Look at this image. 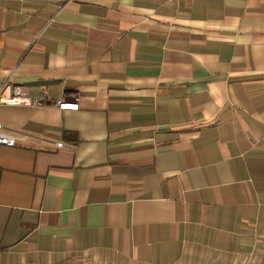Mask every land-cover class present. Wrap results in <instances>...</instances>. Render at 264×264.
<instances>
[{
  "label": "crops",
  "instance_id": "crops-1",
  "mask_svg": "<svg viewBox=\"0 0 264 264\" xmlns=\"http://www.w3.org/2000/svg\"><path fill=\"white\" fill-rule=\"evenodd\" d=\"M15 88L0 264H264V0H0Z\"/></svg>",
  "mask_w": 264,
  "mask_h": 264
},
{
  "label": "built area",
  "instance_id": "built-area-1",
  "mask_svg": "<svg viewBox=\"0 0 264 264\" xmlns=\"http://www.w3.org/2000/svg\"><path fill=\"white\" fill-rule=\"evenodd\" d=\"M0 102L5 104H24L37 106L42 103V99L32 98L25 93L21 92L18 88L14 89V94L8 97H0ZM62 109H78V102H62L58 101ZM17 144V137L11 132L6 131V128L0 124V145L14 147ZM59 145L62 146V143Z\"/></svg>",
  "mask_w": 264,
  "mask_h": 264
},
{
  "label": "trees",
  "instance_id": "trees-1",
  "mask_svg": "<svg viewBox=\"0 0 264 264\" xmlns=\"http://www.w3.org/2000/svg\"><path fill=\"white\" fill-rule=\"evenodd\" d=\"M0 175H1V171H0Z\"/></svg>",
  "mask_w": 264,
  "mask_h": 264
}]
</instances>
